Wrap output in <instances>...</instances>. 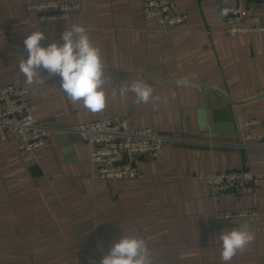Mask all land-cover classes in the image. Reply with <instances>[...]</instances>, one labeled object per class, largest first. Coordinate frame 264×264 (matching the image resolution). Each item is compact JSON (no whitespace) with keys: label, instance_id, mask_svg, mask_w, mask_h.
I'll return each instance as SVG.
<instances>
[{"label":"crops","instance_id":"0c3cea01","mask_svg":"<svg viewBox=\"0 0 264 264\" xmlns=\"http://www.w3.org/2000/svg\"><path fill=\"white\" fill-rule=\"evenodd\" d=\"M46 1L56 0H0V86L19 81L42 123L128 117L132 129L153 128L176 140L161 147L158 159L138 163L140 178L101 180L74 136L68 156L55 137L33 155L15 149L14 135L0 139V264L100 263L122 232L145 239L152 264H224L218 235L242 224L254 239L227 264H264V183L211 196L199 179L264 171L259 144L237 145L243 134L264 129V33L228 38L218 13L220 5L243 2L253 18H264V0H173L187 20L168 30L142 17L144 0H60L77 9L41 22L26 6ZM73 24L100 49L106 102L98 112L68 99L58 75L40 69L43 80L30 84L19 71L30 31L41 28L46 46L62 43ZM135 82L151 87L147 103L129 90ZM199 109L209 124L230 123L231 133H201ZM243 206L257 216L235 224L215 217Z\"/></svg>","mask_w":264,"mask_h":264},{"label":"built area","instance_id":"2783aa9c","mask_svg":"<svg viewBox=\"0 0 264 264\" xmlns=\"http://www.w3.org/2000/svg\"><path fill=\"white\" fill-rule=\"evenodd\" d=\"M41 22L66 19L77 5L60 0L29 4ZM218 13L222 33L228 38L264 33V18H253L243 2L220 5ZM141 15L154 20L163 30L184 24L187 15L180 13L173 0H144ZM33 102L19 81L0 86V139L15 137V149L28 155L42 147L56 135L74 136L87 147L88 162L95 176L101 180L138 179V163L141 160L158 159L161 147L176 139L159 135L153 128L132 129L128 117L100 118L78 126L56 127L44 124L32 117ZM250 121L247 125H254ZM255 142L264 150V129L241 136L239 146ZM208 187L211 196L222 193H238L245 187L264 183V171L248 169L217 171L199 176ZM244 213V215H241ZM254 207L243 206L235 211L217 212L219 221L232 224L256 217ZM100 264V263H95Z\"/></svg>","mask_w":264,"mask_h":264},{"label":"clouds","instance_id":"9594fccd","mask_svg":"<svg viewBox=\"0 0 264 264\" xmlns=\"http://www.w3.org/2000/svg\"><path fill=\"white\" fill-rule=\"evenodd\" d=\"M41 28L30 31L23 39L27 58L19 63V71L28 83L35 79L43 80L39 70L60 77L59 90L72 102H80L90 112H98L105 107L106 96L103 90V65L100 49L92 43L88 30L73 24L61 33L60 40L54 39L46 46ZM129 90L136 96L138 103H147L151 97V87L142 82L133 83ZM244 215V213H241ZM220 259L227 264L238 252L254 239L246 224L218 235ZM100 264H152L150 250L145 239L131 234L114 238L108 245L107 254Z\"/></svg>","mask_w":264,"mask_h":264},{"label":"water","instance_id":"95a60500","mask_svg":"<svg viewBox=\"0 0 264 264\" xmlns=\"http://www.w3.org/2000/svg\"><path fill=\"white\" fill-rule=\"evenodd\" d=\"M197 126L201 133L206 134L209 137H217L231 133L230 123H207L205 113L202 109L197 111ZM55 138L61 148V153L67 156L71 155L72 148L69 137L67 135L60 134L56 135Z\"/></svg>","mask_w":264,"mask_h":264},{"label":"rangeland","instance_id":"374dc122","mask_svg":"<svg viewBox=\"0 0 264 264\" xmlns=\"http://www.w3.org/2000/svg\"><path fill=\"white\" fill-rule=\"evenodd\" d=\"M44 124H47V123H44ZM47 125H50V124H47Z\"/></svg>","mask_w":264,"mask_h":264}]
</instances>
